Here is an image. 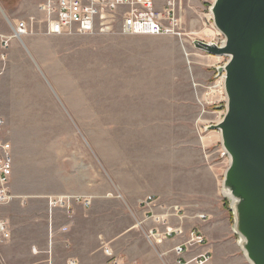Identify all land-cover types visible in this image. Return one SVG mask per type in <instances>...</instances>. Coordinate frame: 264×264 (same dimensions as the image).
Returning a JSON list of instances; mask_svg holds the SVG:
<instances>
[{
  "label": "rangeland",
  "instance_id": "374dc122",
  "mask_svg": "<svg viewBox=\"0 0 264 264\" xmlns=\"http://www.w3.org/2000/svg\"><path fill=\"white\" fill-rule=\"evenodd\" d=\"M43 2L0 0V34L32 22L0 61V140L14 148L20 196L0 207L12 233L0 236V264H175L161 253L187 234L149 236L152 212H166L140 204L149 195L183 208L172 223L206 235L209 264H250L223 192L229 156L216 127L229 58L195 44L205 32L223 42L214 0H175L180 36L123 34L119 17L104 31L48 34ZM59 198L69 210L52 207Z\"/></svg>",
  "mask_w": 264,
  "mask_h": 264
},
{
  "label": "water",
  "instance_id": "95a60500",
  "mask_svg": "<svg viewBox=\"0 0 264 264\" xmlns=\"http://www.w3.org/2000/svg\"><path fill=\"white\" fill-rule=\"evenodd\" d=\"M212 13L226 43L196 46L229 58L227 111L216 126L231 155L223 188L238 198L235 226L246 240V257L264 264V0H215Z\"/></svg>",
  "mask_w": 264,
  "mask_h": 264
},
{
  "label": "built area",
  "instance_id": "2783aa9c",
  "mask_svg": "<svg viewBox=\"0 0 264 264\" xmlns=\"http://www.w3.org/2000/svg\"><path fill=\"white\" fill-rule=\"evenodd\" d=\"M45 10L47 33L54 35L91 34L97 30L104 31L111 26L112 18H121V32L123 34H174L182 33V21L176 16L175 0H44L40 5ZM172 15V16H171ZM29 21H21L13 27L12 34H0V61L6 60L7 49L13 39H21L31 31ZM3 66V65H2ZM2 67L0 66V77ZM2 122L0 121V124ZM15 154L12 144L7 140H0V207L9 204L20 197L12 190V176L14 173ZM76 202H87V199L76 196ZM140 204L166 210L164 214H154L155 226L148 232L149 236L164 241L175 238L179 234L187 235L180 239L172 248L161 253L174 255L175 264H209L212 260L211 250L208 248L206 235L198 228L192 227L185 231L180 226L173 225V218H179V213H185L177 206L160 205L149 195L140 200ZM52 207L70 209L69 201L64 198L52 200ZM152 205V206H151ZM56 207V208H57ZM153 211V210H151ZM157 216V217H156ZM195 218H206V214H198ZM9 220L0 214V236L10 238L12 233L8 228ZM207 246V247H206ZM162 256V259H164ZM68 264H79L77 260H70ZM110 264H125L112 257Z\"/></svg>",
  "mask_w": 264,
  "mask_h": 264
},
{
  "label": "bare ground",
  "instance_id": "6f19581e",
  "mask_svg": "<svg viewBox=\"0 0 264 264\" xmlns=\"http://www.w3.org/2000/svg\"><path fill=\"white\" fill-rule=\"evenodd\" d=\"M214 3H215V0H214V2H213V5H214ZM213 5H212V7H213ZM212 7H211V13H212ZM212 15H213V13H212ZM214 16V15H213ZM214 18V17H213ZM216 26V25H215ZM217 27V26H216ZM218 29V28H217ZM218 31H220L219 29H218ZM200 34V33H199ZM206 37H208L209 39H208V41H207V43H210V44H216V45H218L219 47H221V46H224L225 45V37H224V39H223V42L221 43V44H218V43H213L212 41H213V39H214V37H215V35H216V33L215 32H210V33H207V32H205V33H203ZM196 36H198V35H196ZM202 36V35H201ZM210 40V41H209ZM196 41V40H195ZM196 42H198V41H196ZM196 42H195V44H196ZM202 42H206V41H202ZM223 85H224V90H225V77H224V79H223ZM225 93H226V90H225ZM226 96H227V94H226ZM222 121V120H221ZM221 138H222V133H221ZM222 140H223V138H222ZM224 150H225V152H226V149L224 148ZM227 153V152H226ZM227 155L229 156V164H230V162H231V155H229L228 153H227ZM226 174V173H225ZM225 180V179H224ZM223 192H224V195L225 196H227V197H229L231 200H232V204H233V209L235 210L236 209V206H237V203H238V198H236L233 194H232V190H231V188L230 187H228L227 185H226V187L225 188H223ZM236 212H237V209L235 210ZM235 228V232L239 235V244L241 245V247H242V250H244V254L247 256V251L245 250V248H244V244H245V238L244 237H242V234L240 233V232H238V229H236V226L234 227ZM170 240H172V239H170ZM248 257V256H247ZM248 259V261H249V263L250 264H254L249 258H247Z\"/></svg>",
  "mask_w": 264,
  "mask_h": 264
},
{
  "label": "crops",
  "instance_id": "0c3cea01",
  "mask_svg": "<svg viewBox=\"0 0 264 264\" xmlns=\"http://www.w3.org/2000/svg\"><path fill=\"white\" fill-rule=\"evenodd\" d=\"M14 154H15V152H14ZM57 234V233H56ZM158 252V251H157ZM38 254V253H37ZM172 253H170L169 255H171ZM171 258V257H170ZM159 262H160V260H159ZM157 264H159L158 262H157ZM160 264H162L161 262H160ZM211 264H214V263H211Z\"/></svg>",
  "mask_w": 264,
  "mask_h": 264
}]
</instances>
